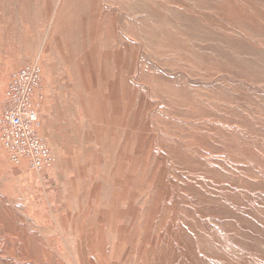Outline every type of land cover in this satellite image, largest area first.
Segmentation results:
<instances>
[{
  "label": "rangeland",
  "instance_id": "374dc122",
  "mask_svg": "<svg viewBox=\"0 0 264 264\" xmlns=\"http://www.w3.org/2000/svg\"><path fill=\"white\" fill-rule=\"evenodd\" d=\"M29 65L0 264H264V0H0V116Z\"/></svg>",
  "mask_w": 264,
  "mask_h": 264
},
{
  "label": "built area",
  "instance_id": "2783aa9c",
  "mask_svg": "<svg viewBox=\"0 0 264 264\" xmlns=\"http://www.w3.org/2000/svg\"><path fill=\"white\" fill-rule=\"evenodd\" d=\"M39 78L37 65L21 68L5 91L8 107L0 116V139L9 150L11 159L14 162L23 159L33 168H41L53 160L49 148L33 130L37 113L31 98L39 85Z\"/></svg>",
  "mask_w": 264,
  "mask_h": 264
},
{
  "label": "bare ground",
  "instance_id": "6f19581e",
  "mask_svg": "<svg viewBox=\"0 0 264 264\" xmlns=\"http://www.w3.org/2000/svg\"><path fill=\"white\" fill-rule=\"evenodd\" d=\"M6 235V234H5ZM8 236L11 238L12 236H14V234L13 233H9L8 234ZM11 246V245H10ZM9 246V247H10ZM3 248V247H2ZM4 248H5V246H4ZM3 251V250H2ZM42 253V252H41ZM4 256H6L7 257V262L8 263H11V264H15V260H13L14 259V254H15V252H14V248L13 247H10V248H7V246H6V249H4V251H3V253H2ZM17 259V258H16Z\"/></svg>",
  "mask_w": 264,
  "mask_h": 264
}]
</instances>
